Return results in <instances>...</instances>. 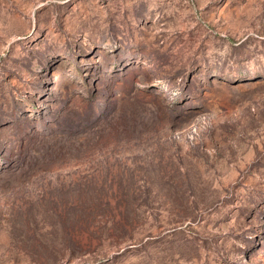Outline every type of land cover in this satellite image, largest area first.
Instances as JSON below:
<instances>
[{"label":"rangeland","instance_id":"374dc122","mask_svg":"<svg viewBox=\"0 0 264 264\" xmlns=\"http://www.w3.org/2000/svg\"><path fill=\"white\" fill-rule=\"evenodd\" d=\"M0 264H264V0H0Z\"/></svg>","mask_w":264,"mask_h":264}]
</instances>
